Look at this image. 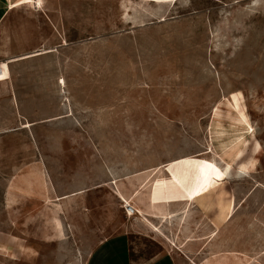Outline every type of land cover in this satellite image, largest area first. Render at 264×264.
Returning <instances> with one entry per match:
<instances>
[{"label":"rangeland","instance_id":"obj_1","mask_svg":"<svg viewBox=\"0 0 264 264\" xmlns=\"http://www.w3.org/2000/svg\"><path fill=\"white\" fill-rule=\"evenodd\" d=\"M9 17L0 264H83L123 231L140 264H264V0H21ZM158 171L165 221L143 202Z\"/></svg>","mask_w":264,"mask_h":264},{"label":"crops","instance_id":"obj_2","mask_svg":"<svg viewBox=\"0 0 264 264\" xmlns=\"http://www.w3.org/2000/svg\"><path fill=\"white\" fill-rule=\"evenodd\" d=\"M21 0H0V31H3L7 28L10 13L12 10L20 7ZM15 6V7H14ZM2 74L5 68H8L6 63L1 64ZM9 70V69H8ZM9 77V76H8ZM159 175V171L143 178L142 180V193L144 194V203L146 207L152 210V216L160 217L161 221L168 220L172 217V214H165L164 209H158L156 206L163 202L165 195L160 190L159 193L153 191L155 189L153 180ZM151 190L153 192H151ZM118 198L123 204L132 205V198L127 194V192L120 191L118 192ZM138 193L134 194L137 196ZM136 209V214L141 217L140 224L142 226H147L151 233L160 234V229L158 225L152 224L148 221L147 216L143 213V210L138 205H133ZM160 207V206H159ZM163 207V206H162ZM167 215V216H166ZM131 231H123L117 234H111L102 239H99L98 242L93 243V246L86 251V256L83 258V264H140V260H134L132 258L131 246H132V235ZM91 238V237H90ZM163 264V263H162Z\"/></svg>","mask_w":264,"mask_h":264},{"label":"built area","instance_id":"obj_3","mask_svg":"<svg viewBox=\"0 0 264 264\" xmlns=\"http://www.w3.org/2000/svg\"><path fill=\"white\" fill-rule=\"evenodd\" d=\"M126 212H127L128 215L135 214V209H134V207H132L131 205H129L126 208Z\"/></svg>","mask_w":264,"mask_h":264},{"label":"bare ground","instance_id":"obj_4","mask_svg":"<svg viewBox=\"0 0 264 264\" xmlns=\"http://www.w3.org/2000/svg\"><path fill=\"white\" fill-rule=\"evenodd\" d=\"M15 7V6H14ZM127 207L129 206V204L128 205H126ZM135 209V208H134ZM135 214H136V209H135ZM135 214H131V216H134Z\"/></svg>","mask_w":264,"mask_h":264}]
</instances>
